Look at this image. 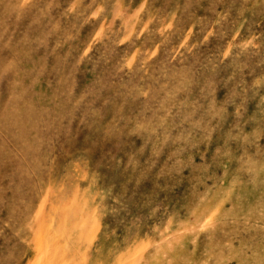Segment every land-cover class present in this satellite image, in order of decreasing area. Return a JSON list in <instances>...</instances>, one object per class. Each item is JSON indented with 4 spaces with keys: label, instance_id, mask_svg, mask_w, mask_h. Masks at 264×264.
<instances>
[{
    "label": "rangeland",
    "instance_id": "obj_1",
    "mask_svg": "<svg viewBox=\"0 0 264 264\" xmlns=\"http://www.w3.org/2000/svg\"><path fill=\"white\" fill-rule=\"evenodd\" d=\"M0 264H264V0H0Z\"/></svg>",
    "mask_w": 264,
    "mask_h": 264
},
{
    "label": "bare ground",
    "instance_id": "obj_2",
    "mask_svg": "<svg viewBox=\"0 0 264 264\" xmlns=\"http://www.w3.org/2000/svg\"><path fill=\"white\" fill-rule=\"evenodd\" d=\"M99 262V261H98Z\"/></svg>",
    "mask_w": 264,
    "mask_h": 264
}]
</instances>
